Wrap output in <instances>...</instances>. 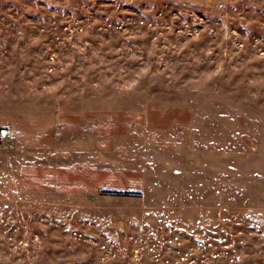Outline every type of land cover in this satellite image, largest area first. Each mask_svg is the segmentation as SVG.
Instances as JSON below:
<instances>
[{
    "label": "rangeland",
    "instance_id": "1",
    "mask_svg": "<svg viewBox=\"0 0 264 264\" xmlns=\"http://www.w3.org/2000/svg\"><path fill=\"white\" fill-rule=\"evenodd\" d=\"M0 264H264V0H0Z\"/></svg>",
    "mask_w": 264,
    "mask_h": 264
}]
</instances>
